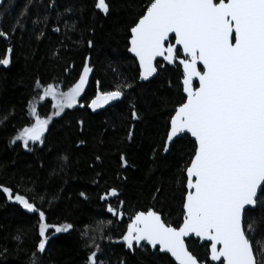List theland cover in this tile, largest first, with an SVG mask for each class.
<instances>
[{
	"label": "trees",
	"instance_id": "obj_1",
	"mask_svg": "<svg viewBox=\"0 0 264 264\" xmlns=\"http://www.w3.org/2000/svg\"><path fill=\"white\" fill-rule=\"evenodd\" d=\"M108 2L111 10L105 15L95 9V0H55L53 7H47L52 0L0 1V29L10 33L7 39L0 37V58L8 54L11 61L8 66L0 65V184L21 195L36 196L38 206L39 197L44 196L48 223L74 225V230L52 236L42 264H85L91 249L82 245L92 237L103 249L98 255L105 264H119L121 257L126 264H176L169 255L149 246L147 251L132 254L118 237L127 230L136 211L148 208L160 212L173 226L182 222L186 188L181 169L190 158L193 140L185 136L170 152L162 151L167 122L182 96V70L177 65H165L151 80L139 82L137 62L127 52V29L129 20L142 13L149 0ZM67 7L73 11L65 12ZM17 18L22 27L16 24ZM37 20L40 22L35 23ZM65 21H75V29L66 28ZM89 28L95 29L94 35ZM41 31L44 35L37 38ZM88 39L94 41V47L87 46ZM9 48L11 53L6 51ZM85 57L93 69L79 100L85 106L65 108L59 117H53L45 143L30 142L32 151L21 141L10 143L19 129L34 122L29 115L30 100L40 115L44 106L47 113L43 116L52 113L50 99L39 102L35 80L59 84V90L66 91L78 79ZM125 79L133 84L126 97L95 111L86 106L95 95L97 80L101 90H111ZM132 105L141 116L137 121L131 118ZM80 120L84 121L82 127ZM133 124L134 137L128 140ZM80 140L85 143L79 145ZM121 152L128 161L124 167ZM61 155L67 156L62 170ZM96 156L101 159L97 161ZM113 187L118 189V196L99 199ZM81 191L87 199L79 196ZM108 204L123 216L118 219L109 213ZM249 216L264 227L259 209ZM36 221L34 214L7 201L0 192V264H27L38 242ZM18 231L26 233L19 244L13 239ZM81 232L88 235L81 237ZM108 236L111 239H105ZM255 238H262L259 231ZM187 245L199 260L208 262L207 242L191 238Z\"/></svg>",
	"mask_w": 264,
	"mask_h": 264
},
{
	"label": "snow or ice",
	"instance_id": "obj_2",
	"mask_svg": "<svg viewBox=\"0 0 264 264\" xmlns=\"http://www.w3.org/2000/svg\"><path fill=\"white\" fill-rule=\"evenodd\" d=\"M54 5L52 0L47 7ZM94 7L105 15L111 10L108 0H95ZM142 8V13L129 20L131 26L127 29V51L138 62L139 80H148L165 65L182 69V96L167 122L162 151L170 152L179 139L188 135L193 138V149L181 169L186 187L182 223L173 226L165 222L160 212L148 208L130 217L127 230L118 239L132 254L137 250L147 251L148 246L158 247L177 264H204L186 244V238L194 235L210 242V262L264 264V227L249 216L259 209L264 223V0H149ZM64 11L72 12L73 8ZM16 24L22 27L19 18ZM65 27L75 29L76 22L65 21ZM88 31L94 35L95 29ZM9 35L0 29V37L7 39ZM43 35L41 31L37 38ZM86 43L89 48L94 47L92 39ZM6 51L11 53L12 49ZM10 62L8 54L0 58V65L8 66ZM92 71L89 58L85 57L78 79L66 91H60L59 84H42L37 78L34 88L38 99L44 101L50 97L54 111L42 117L30 100L29 115L34 122L19 129L10 143L21 141L28 151L33 150L30 142L43 145L53 117H59L65 108L85 106L79 100L86 92ZM96 85L95 95L86 105L93 111L120 101L133 87L126 79L111 90H101L99 80ZM131 118L141 119L135 105L131 106ZM78 124L82 127L84 121ZM133 137L134 124L127 132L128 140ZM84 143L78 141L79 145ZM95 159L99 161L101 157ZM59 161L62 170L67 156L61 155ZM120 161L122 167L128 164L123 152ZM0 192L7 201L18 203L37 217L34 227L38 242L27 264H42L52 236L68 233L74 230V225L48 223L44 196L39 197L38 206L36 196L21 195L3 184ZM79 196L87 199L84 191ZM116 196L118 189L113 187L99 199L105 201ZM107 211L118 219L123 216L111 204L107 205ZM258 231L261 239L255 238ZM23 235L18 231L13 239L19 244ZM80 235L85 237L88 233ZM82 247L91 249L85 264H105L98 255L103 249L94 237ZM119 264H126L125 258L121 257Z\"/></svg>",
	"mask_w": 264,
	"mask_h": 264
},
{
	"label": "water",
	"instance_id": "obj_3",
	"mask_svg": "<svg viewBox=\"0 0 264 264\" xmlns=\"http://www.w3.org/2000/svg\"><path fill=\"white\" fill-rule=\"evenodd\" d=\"M0 1H2V0H0ZM128 52V51H127ZM128 54H130L133 58H134V56H133V54H131V53H129L128 52ZM135 59V58H134ZM159 59V58H158ZM161 61H163V60H161ZM137 62V61H136ZM164 62V61H163ZM137 65H138V62H137ZM138 69H139V65H138ZM182 70V69H181ZM156 74H154L153 75V77L155 76ZM153 77H149V79L148 80H144V81H141V80H139V82H147V81H149V80H151ZM190 136V135H189ZM190 138L193 140V138L190 136ZM186 188V187H185ZM183 220V219H182ZM182 223V222H181ZM192 238L193 239H195V240H198L199 241V243H203V242H207L208 244L210 243V242H208V241H206V240H200L199 238H196L194 235L192 236ZM187 240H188V238H186V244H187ZM143 243V242H142ZM150 247V246H149ZM151 248V247H150ZM152 249V248H151ZM157 249H158V247H157ZM152 250H155V249H152ZM159 251V250H158ZM160 252V251H159ZM160 253H162V252H160ZM164 254H167V255H169V257L177 264V262L175 261V259L173 258V257H171V255L169 254V253H164ZM204 264H219V262H210V255H208V262H204Z\"/></svg>",
	"mask_w": 264,
	"mask_h": 264
},
{
	"label": "rangeland",
	"instance_id": "obj_4",
	"mask_svg": "<svg viewBox=\"0 0 264 264\" xmlns=\"http://www.w3.org/2000/svg\"><path fill=\"white\" fill-rule=\"evenodd\" d=\"M46 99H50V100H51L50 97H49V98H46ZM46 99H45V100H46ZM39 102H42V101L39 100ZM51 108H52V112H53L54 109H53V107H52V101H51ZM46 113H47V108L44 106L43 109H42V111H41V115L43 116V115L46 114Z\"/></svg>",
	"mask_w": 264,
	"mask_h": 264
}]
</instances>
